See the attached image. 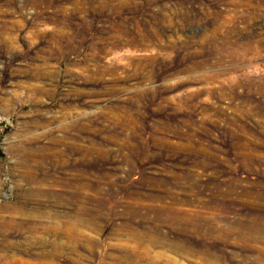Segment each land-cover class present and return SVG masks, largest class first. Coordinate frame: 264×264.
Masks as SVG:
<instances>
[{
    "label": "rangeland",
    "instance_id": "obj_1",
    "mask_svg": "<svg viewBox=\"0 0 264 264\" xmlns=\"http://www.w3.org/2000/svg\"><path fill=\"white\" fill-rule=\"evenodd\" d=\"M0 264H264V0H0Z\"/></svg>",
    "mask_w": 264,
    "mask_h": 264
},
{
    "label": "bare ground",
    "instance_id": "obj_2",
    "mask_svg": "<svg viewBox=\"0 0 264 264\" xmlns=\"http://www.w3.org/2000/svg\"><path fill=\"white\" fill-rule=\"evenodd\" d=\"M25 70V69H24ZM30 70V69H29ZM28 71V70H27ZM42 73V72H41ZM47 74V73H46ZM37 76V75H36ZM41 76V75H40ZM40 79V78H39ZM31 80V79H30ZM37 80V79H36ZM52 83V82H51ZM35 89V88H34ZM49 97V96H48ZM40 115V114H39ZM49 117V116H48ZM78 147V146H77ZM73 148V147H72ZM76 148V147H75ZM78 148H81V146L80 147H78ZM80 170V169H79ZM78 170V171H79ZM83 170V169H82Z\"/></svg>",
    "mask_w": 264,
    "mask_h": 264
}]
</instances>
